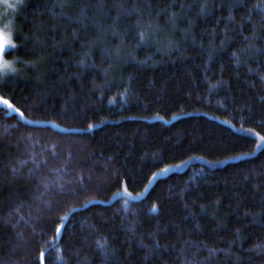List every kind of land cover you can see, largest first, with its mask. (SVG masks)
Instances as JSON below:
<instances>
[{"label": "trees", "instance_id": "16d2710c", "mask_svg": "<svg viewBox=\"0 0 264 264\" xmlns=\"http://www.w3.org/2000/svg\"><path fill=\"white\" fill-rule=\"evenodd\" d=\"M10 20L0 95L28 122L0 106V264H264V0Z\"/></svg>", "mask_w": 264, "mask_h": 264}, {"label": "snow or ice", "instance_id": "6c2138e0", "mask_svg": "<svg viewBox=\"0 0 264 264\" xmlns=\"http://www.w3.org/2000/svg\"><path fill=\"white\" fill-rule=\"evenodd\" d=\"M16 6H22V0H17V5ZM9 7H14V5H9ZM5 28L8 27V25H5L4 26ZM2 30V29H0ZM10 40L12 41L11 43H5L2 47H0V74H2L3 76H7V72H5L4 70L7 69L8 71H11V72H15V68H12L11 67V64L13 63L12 61H9L6 56L7 54L9 53V50L10 49H15L17 48V45L16 43L13 41V38H12V33L10 35ZM141 40L144 39V36L143 34H141ZM0 103H2L4 106H6L8 109H14L16 112H18L20 114L21 117L24 116V113L20 111L19 108H16L14 106V104H12L10 102L9 99L5 98L3 95H0ZM89 127H92V125H89ZM261 140H264V137H260ZM163 171H168V169H163ZM125 191H127V189H125ZM152 211L153 212H156L157 209H156V206L153 205L152 207ZM62 227V225H61ZM57 233L60 232V228L58 227L56 229ZM98 247H103V245H100L98 243ZM43 258H44V253L41 252L40 253V260L41 262L43 261Z\"/></svg>", "mask_w": 264, "mask_h": 264}, {"label": "rangeland", "instance_id": "374dc122", "mask_svg": "<svg viewBox=\"0 0 264 264\" xmlns=\"http://www.w3.org/2000/svg\"><path fill=\"white\" fill-rule=\"evenodd\" d=\"M15 3H17V0H0V28H1V26H5V25H9V26L13 27V23L10 20V16L16 11L18 6L17 7L16 6L9 7V5H13ZM11 67L14 68V64L13 63L11 64ZM4 71L7 72V75L13 73L11 71H8L7 69H5ZM0 106L6 107L2 103H0ZM8 112L11 113V114H17L22 120L27 121L24 116L21 117L20 114L18 112H16L14 109H8ZM180 168L181 167H178V169H180ZM169 171L170 170L161 173L160 176L161 175H165ZM156 178H154L153 182L155 181ZM143 196H144V194L143 195H139V196H135V195H131V194H125V195H123V198H125L128 201H134V200H137V199H139V198H141Z\"/></svg>", "mask_w": 264, "mask_h": 264}, {"label": "clouds", "instance_id": "9594fccd", "mask_svg": "<svg viewBox=\"0 0 264 264\" xmlns=\"http://www.w3.org/2000/svg\"><path fill=\"white\" fill-rule=\"evenodd\" d=\"M11 29L10 27H6V30H0V47H2L5 43H11L10 40Z\"/></svg>", "mask_w": 264, "mask_h": 264}]
</instances>
